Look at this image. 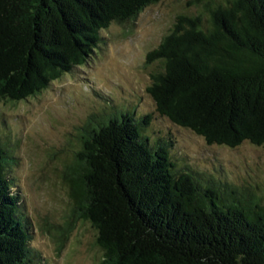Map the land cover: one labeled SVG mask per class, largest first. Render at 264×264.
Segmentation results:
<instances>
[{
	"label": "trees",
	"instance_id": "16d2710c",
	"mask_svg": "<svg viewBox=\"0 0 264 264\" xmlns=\"http://www.w3.org/2000/svg\"><path fill=\"white\" fill-rule=\"evenodd\" d=\"M160 0H0V99L20 101L84 66L100 31ZM154 111L90 116L69 196L95 232L99 264H264V190L184 162L155 118L206 144L264 145V0H202L177 16L145 64ZM0 143V264H47Z\"/></svg>",
	"mask_w": 264,
	"mask_h": 264
},
{
	"label": "rangeland",
	"instance_id": "374dc122",
	"mask_svg": "<svg viewBox=\"0 0 264 264\" xmlns=\"http://www.w3.org/2000/svg\"><path fill=\"white\" fill-rule=\"evenodd\" d=\"M201 2L160 0L133 22H112L100 31L105 41L84 66L63 74L36 96L16 102L0 99V143L15 158L10 165L12 190L29 219L31 245L47 264L100 263L95 232L81 219L65 178L76 160L81 129L101 111H154L147 87L158 64H145L146 53L177 16L193 14ZM152 132L173 141L184 162L199 170H214L238 185L264 190V145H208L192 131L159 117Z\"/></svg>",
	"mask_w": 264,
	"mask_h": 264
}]
</instances>
